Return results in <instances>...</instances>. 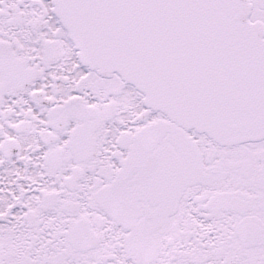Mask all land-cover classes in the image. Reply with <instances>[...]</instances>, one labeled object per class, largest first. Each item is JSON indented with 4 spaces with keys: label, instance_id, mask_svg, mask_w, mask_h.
Wrapping results in <instances>:
<instances>
[{
    "label": "snow or ice",
    "instance_id": "6c2138e0",
    "mask_svg": "<svg viewBox=\"0 0 264 264\" xmlns=\"http://www.w3.org/2000/svg\"><path fill=\"white\" fill-rule=\"evenodd\" d=\"M0 264H264V0H0Z\"/></svg>",
    "mask_w": 264,
    "mask_h": 264
}]
</instances>
